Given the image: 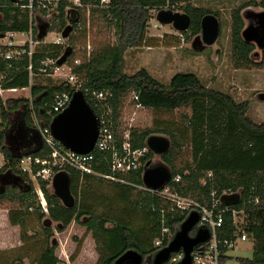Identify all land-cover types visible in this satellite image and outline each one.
<instances>
[{
  "label": "trees",
  "instance_id": "1",
  "mask_svg": "<svg viewBox=\"0 0 264 264\" xmlns=\"http://www.w3.org/2000/svg\"><path fill=\"white\" fill-rule=\"evenodd\" d=\"M56 1L53 14L61 32L67 21H74L80 14L81 8H88L93 15L102 13L110 14L115 23L114 44L105 43L92 50L88 57L78 64L71 63V72L81 81L80 90L85 93V99L96 116L110 113L111 125L114 134L119 137L118 128L119 108L123 96L132 92L135 104L153 109L173 110L182 105L188 106L190 114L185 118L187 126L184 129L171 128L138 130L130 129V142L132 148L145 147V139L152 132L166 133L170 137L171 148L162 155V159L170 166L171 180L167 184L172 193L191 199L200 204H209L211 192L220 197L223 191L228 194L239 192L241 201L237 205L228 206L223 215L222 226L217 230L219 239H234L238 234H245L253 240V254L250 258H237L241 264H264V121L256 122L248 117L247 100L236 102L232 96L222 91L207 87L201 79L192 72L175 73L168 84H164L141 68L132 74L123 70L125 51L136 46L143 38L149 19V11H170L178 4H184V13L190 17L189 28L194 32L200 31V19L206 13L217 17V12L198 9L190 5V0H109L106 9L100 8V0H79L75 6L71 0ZM29 0H0V34L8 31L27 32L30 28V11L27 7ZM37 0H33L36 6ZM257 5L250 0L248 5ZM264 7V0L259 2ZM241 7L236 8L231 14V42L232 61L237 68L251 66H264V51L262 59L256 62L251 59L255 46L246 42L241 36L244 21L241 16ZM73 15V16H71ZM78 22L73 23L74 30ZM51 23L48 32L53 31ZM35 30L33 34H35ZM35 47L32 54V74L27 70L28 58L24 56L17 61H5L0 56V74L4 78V87L22 88L30 86L33 96L32 103L38 117L40 113L50 108L54 93L67 91L72 93L75 88L67 81L50 85L30 84L32 79L45 72L42 61L56 60L61 54V46L56 43H41ZM46 71H49L46 68ZM107 91L103 100H96L92 92ZM41 95L39 101L36 97ZM30 100L26 97L7 99L5 104H0V150L6 164L0 168V173L10 170L21 181L19 193L21 203L33 193L32 182L26 174L17 169L18 158L24 154L45 155L47 150L37 148V139L33 127V120L29 109ZM22 114V123L28 131L22 146L10 151L5 143V134L11 128L14 116ZM13 115V118L11 117ZM105 118L108 116L105 115ZM187 143L191 151V162L183 167H175L174 159L183 145ZM95 162L93 170L96 174L81 175L77 170L67 169L70 177V189L76 199V205L69 209L61 205L60 201L49 191V182L37 178L38 185L43 192L47 205V219L59 224V231L72 220L84 226L91 232L98 260L96 264H113L114 261L126 250L133 249L143 256L153 255L157 248L153 242L160 236L162 227L170 230L171 237L178 230L188 212L175 208L168 197L160 191H151L143 187L141 175L143 165L130 172L118 173L116 177L122 181H110L103 175L110 174L109 155L101 151H94ZM152 157L147 150L140 159L146 163ZM34 167V169H36ZM211 173L210 176L207 174ZM179 177L178 181L175 178ZM103 184L114 190L113 197H106V204L101 210L96 206L83 205L79 200L78 187L81 182ZM133 192L137 198L133 197ZM15 195H12L14 197ZM87 197V195H85ZM8 191L0 193V202L7 199ZM38 198V197H37ZM258 198L255 202L254 199ZM39 201V200H38ZM37 201V202H38ZM109 202V203H108ZM113 202L124 205L120 215H112L103 211L105 206ZM38 219L46 215L39 207ZM244 205V214L241 225L235 227L231 216V209H238ZM28 207L31 204H27ZM27 207V208H28ZM223 208V205H219ZM141 212L147 222V236L141 238L139 230L135 228V221L130 215ZM24 212L18 210L9 213L11 225H20L24 221ZM84 218L82 221L81 219ZM50 232V227L44 229ZM168 244L165 238L162 246ZM227 249L220 256L219 262L227 258ZM59 260L54 255V247L45 244L39 252L35 264H58Z\"/></svg>",
  "mask_w": 264,
  "mask_h": 264
},
{
  "label": "rangeland",
  "instance_id": "2",
  "mask_svg": "<svg viewBox=\"0 0 264 264\" xmlns=\"http://www.w3.org/2000/svg\"><path fill=\"white\" fill-rule=\"evenodd\" d=\"M249 1L190 0L192 7L218 13L220 34L213 45L205 46L201 50H199V46L197 49L193 47L194 41L197 38L200 39V31L194 32L188 27L186 31L178 32L173 28L171 22H159L156 18L159 11L151 9L142 40L136 46L128 48L124 53V72L132 74L141 68H145L151 76L164 84H168L175 73L192 72L207 87L229 94L236 102L247 100L249 102L248 117L256 122L264 121V66L237 68L232 61V11L241 7L244 26L249 24L255 26L258 25V22L254 18V13L264 10V7L259 5L261 0H254L257 5H248ZM106 7L100 6L102 9H106ZM79 12L80 14L76 16L77 21L80 23L79 27L77 26L75 30L72 28L68 38H61V53L66 46L72 48V53L68 57L65 66L54 74L53 69L49 67L47 72L51 71L52 76L39 74L32 79L30 84L41 86L58 84L68 80L70 75L69 65L71 63L81 62L84 57H88L92 50L105 43L114 44L115 20L110 14L104 16L102 13H94L92 15L88 8H81ZM172 12L184 13V4L175 5ZM51 15L55 14L51 12ZM35 17L38 18V23H40L43 22V18L48 16L39 15L37 11H34ZM34 18L33 28L36 32L34 27L36 20ZM55 18L56 16L49 21V27L51 23H54L52 26L54 27L53 31L47 32L46 36L39 40L42 41L41 43H53L61 37L59 25L54 22ZM180 34L184 38L183 42ZM35 35L36 33L33 34L34 37ZM252 43L255 49L251 54V59L259 62L262 59L264 50H260L254 42ZM28 88L11 95H16L15 98H27L29 97L30 86ZM189 114L190 109L185 105L173 110L142 107L135 104L134 94L129 91L123 96V102L119 108L117 131L123 134L130 129L141 131L160 130L168 129V125L171 128L181 130L187 126L185 118ZM11 117L13 118L12 114ZM151 134L164 135L170 139L168 134L159 131ZM190 162V147L187 143H183L173 164L178 168ZM146 163H162L170 169V166L161 156L153 153L151 159ZM146 163L139 160V165H143V167ZM13 177L15 178V176ZM29 180L32 182L34 189L39 187L37 179ZM12 182H14L13 178ZM17 185L15 183L6 185L5 190L8 191V197L0 202V264H35L39 252L45 247L47 241L50 246L54 247V255L59 260L58 264H96L99 255L91 232L87 230L86 226L72 220L59 231V224L46 220L47 212H44L46 215L44 218L38 219L40 210L37 194L33 191L34 195L31 193L21 203L20 198L16 196L20 191ZM78 193L79 200L83 205H90L94 208L97 206L99 210L103 206L102 202L106 204L107 199L105 198L107 196L113 197L115 194L113 189L103 184H96L94 181L83 184L80 182ZM12 195L15 196L12 197ZM133 197L137 198L134 192ZM166 197H168V194ZM27 204H31V206L28 207ZM39 207H41L40 204ZM123 208V204L113 202L112 205L105 206L103 211L112 215H120ZM18 210L24 212V221L21 226L11 225L9 213ZM134 214V216H130L135 221V228L140 231V237L144 238L147 236V222L143 219L145 215L138 211H135ZM81 220L83 221L84 218ZM48 227H50L49 233L44 231ZM253 246L251 238L247 237L245 240H241L238 235L234 246L226 252L229 258L221 264H241L237 258H250L253 254ZM149 256H145L144 264L148 263Z\"/></svg>",
  "mask_w": 264,
  "mask_h": 264
},
{
  "label": "built area",
  "instance_id": "3",
  "mask_svg": "<svg viewBox=\"0 0 264 264\" xmlns=\"http://www.w3.org/2000/svg\"><path fill=\"white\" fill-rule=\"evenodd\" d=\"M109 0H100L101 5L105 6ZM72 4L77 6L79 5V0H71ZM56 6V1L53 0H37L36 6L33 5V0H29L27 5L30 11V28L27 32L20 31H8L4 34H0V56L5 61H17L26 56L28 58L27 70L29 71L30 76L32 74V54L35 50L38 40L33 36V18L34 11L38 12L39 15L50 16L51 12H54ZM78 22V21H77ZM80 23L77 24L79 27ZM181 41L183 42L184 38L180 34ZM60 37L57 41L53 42L56 44H61ZM78 64V61H75ZM41 64L43 68H40L39 71L45 72L46 75L52 76L50 72L46 71L51 67L53 69V74L58 73L61 68L65 66H57L55 60L47 59L42 61ZM70 75L68 76V83L74 86L75 90L79 89L81 86V81L78 80V77L71 72L70 66ZM4 76L0 74V104H5L7 98H15L12 96V93H17L21 90L27 89V87L15 88V87H4L2 84ZM29 89V88H28ZM83 92V91H82ZM85 94V93H84ZM72 93L63 91L59 93H54L52 96V102L50 108L46 110L45 114L43 111L40 113L41 117H38L34 106L32 103V94L31 89L29 92L30 100L29 109L30 115L33 120V127L35 133L40 138V147L47 150L45 155H31L24 154L19 156L17 169L20 173L26 174L29 179L40 178L43 181H48L50 183L52 176L57 171H66L67 169L77 170L81 175L83 174H96L93 170V163L95 162L94 151H101L109 155L110 161V174L103 175V177L110 181H118L116 177L118 173H126L134 171L139 167V160L144 156L147 151L146 147L143 148H132L130 142L129 131L120 134L117 137L111 125L110 113L105 115L108 118H105V115L99 114L98 123V135L93 149L86 154H79L71 150L66 149L63 145L56 140L50 131L49 125L53 117L65 109L71 99ZM93 97L96 100L105 99L108 95L107 91L92 92ZM85 96V95H84ZM1 125V117H0ZM37 145V144H36ZM6 164L2 151L0 150V168ZM34 169V167H36ZM208 176L211 173L207 174ZM179 177L175 178V181H178ZM122 181V180H119ZM162 195L167 196L169 201L175 206L176 209L182 212H190L195 210L198 213V220L195 223L193 229L190 231V235L194 236L199 229H206L209 233V238L203 243L198 244L194 247L191 252L192 262L191 264H220L219 259L222 254H224V248L229 249L234 246V243L239 235L241 240L246 239L245 234H238L232 240L230 239H219L217 235V230L222 226L224 212L228 209V206L223 208L219 207L220 197H216L214 192H211V199L209 204H200L191 199L181 197L176 193H172L167 187V185L159 190ZM34 192L38 196L41 209L44 212H47L46 200L44 198L43 192L40 187L34 189ZM223 194H228L226 191H223ZM255 202L258 201V198L254 199ZM231 216L233 219V224L235 227H239L242 222L244 214V205H239L238 209H231ZM188 215V214H187ZM241 218V219H240ZM241 220V221H240ZM173 237V236H172ZM170 235V230L167 227H162L160 236L156 238L153 242L154 247L160 249L165 238L168 239V242L172 239ZM227 252V251H226ZM183 257V252L179 251L176 253L170 254L169 258L163 264H177Z\"/></svg>",
  "mask_w": 264,
  "mask_h": 264
},
{
  "label": "water",
  "instance_id": "4",
  "mask_svg": "<svg viewBox=\"0 0 264 264\" xmlns=\"http://www.w3.org/2000/svg\"><path fill=\"white\" fill-rule=\"evenodd\" d=\"M54 16L45 17L43 18V22L40 23H38V18H34L36 20L34 23L36 40H42L46 36L49 21ZM156 18L161 23L171 22L173 28L178 32L186 31L190 25V17L185 13L162 10L158 12ZM254 18L257 19L258 25L254 26L249 24L244 26L241 36L244 41L254 42L260 50H264V10L254 13ZM74 22L76 20H68L62 29L60 35L63 39L68 38ZM219 34L220 23L218 18L212 13L204 14L200 19V39L197 38L194 41V49H197L199 46V50H201L205 46L213 45ZM71 53L72 48L66 46L55 60V64L57 66L64 65ZM40 98L41 95H38L36 100L39 101ZM16 116H14L11 128L5 134V143L10 151H12L11 146H22L24 138L28 133L23 126L22 115L18 118V121H16ZM49 128L52 136L68 150L79 154H86L93 149L99 129L98 117L88 105L82 90L76 89L72 92L67 107L52 118ZM35 136L37 139V148L34 152H37L41 141L36 133ZM145 147L151 153L162 156L170 150L171 141L164 135L151 134L145 139ZM12 175L15 176L8 169L0 173V193L5 191L6 185L15 183L19 187L21 181ZM12 178L14 182H12ZM170 180L171 170L162 163H146L143 167L141 181L143 187L147 190H162ZM50 187V192L60 201L62 206L71 209L76 205V199L70 189V177L67 171L61 170L55 172L51 178ZM240 201L241 197L239 192L222 194L220 196V203L223 206L237 205ZM46 220L48 221L47 218ZM197 220L198 213L195 210L190 211L168 244L158 249L153 255H150L147 264H163L169 258L170 254L179 251L183 252V257L177 264H191V252L194 247L209 238V233L206 229H199L194 236L190 235V231L193 229ZM144 259L145 257L136 250L128 249L113 264H142Z\"/></svg>",
  "mask_w": 264,
  "mask_h": 264
},
{
  "label": "flooded vegetation",
  "instance_id": "5",
  "mask_svg": "<svg viewBox=\"0 0 264 264\" xmlns=\"http://www.w3.org/2000/svg\"><path fill=\"white\" fill-rule=\"evenodd\" d=\"M21 115H22L21 113H18L17 116L15 115V116H16V121L19 120L18 118H20ZM14 148H15V149H19V146H18V145H15ZM144 257H145V256H144ZM142 264H144V260H143Z\"/></svg>",
  "mask_w": 264,
  "mask_h": 264
}]
</instances>
